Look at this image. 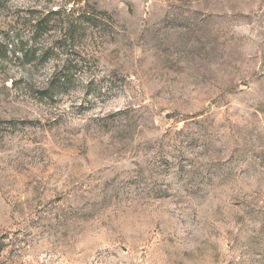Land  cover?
<instances>
[{
  "label": "rangeland",
  "instance_id": "374dc122",
  "mask_svg": "<svg viewBox=\"0 0 264 264\" xmlns=\"http://www.w3.org/2000/svg\"><path fill=\"white\" fill-rule=\"evenodd\" d=\"M0 264H264V0H0Z\"/></svg>",
  "mask_w": 264,
  "mask_h": 264
}]
</instances>
